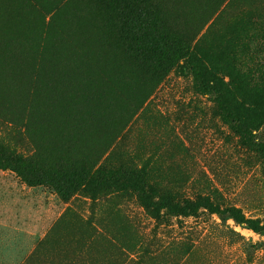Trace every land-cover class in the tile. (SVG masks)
Here are the masks:
<instances>
[{
    "label": "rangeland",
    "instance_id": "rangeland-1",
    "mask_svg": "<svg viewBox=\"0 0 264 264\" xmlns=\"http://www.w3.org/2000/svg\"><path fill=\"white\" fill-rule=\"evenodd\" d=\"M11 35L0 157L81 185L0 166V264H264V231L167 206L264 225V0H0Z\"/></svg>",
    "mask_w": 264,
    "mask_h": 264
},
{
    "label": "trees",
    "instance_id": "trees-1",
    "mask_svg": "<svg viewBox=\"0 0 264 264\" xmlns=\"http://www.w3.org/2000/svg\"><path fill=\"white\" fill-rule=\"evenodd\" d=\"M15 40L17 39L13 37V35L10 36L9 40L5 38V36L3 38L0 37V50L3 51V50L8 49V47L11 44H13ZM165 45L167 46V44ZM16 47L18 49V47L20 48L22 46H20V43L18 42ZM157 49L160 50L161 48L157 47ZM22 55H19L18 58L15 57L18 60L16 68H26L24 66L21 67V64L18 63L19 61L22 60V58H20V56ZM196 74L201 75V72L197 71ZM202 91L205 93L209 92V90L205 88H202ZM219 101L222 103V105L226 104L225 101L223 102L222 99H220ZM227 111H228V118H231L233 115L232 111L231 110L230 111L227 110ZM250 144L264 158V142L258 141V140H255V141L251 140ZM0 166L3 168L10 167V168L15 169L17 172H19L22 175V177L27 183H30V184L47 183L51 185L52 187H54L63 196L69 195L71 191L76 188V186L74 187V185H81V182L72 181L68 187H65L59 180H55L52 178H44V177L31 178L30 176L26 174V172L22 168H20L18 163L10 164L8 161L1 159V157H0ZM134 172H135V176L138 177V179H141L140 174H143V173L141 171H138L139 173L137 171H134ZM167 206L172 207V208L175 207V209L179 211H187V210L196 211L200 206H204L209 211L218 214L221 218H233L237 223L247 226L249 228H252L255 231H258V232L264 231V225L259 224L258 219L247 216L243 212L241 207H238L235 205H226L224 207H221L217 205L210 196H207V195L198 196L193 201H184V202H175V203L167 202Z\"/></svg>",
    "mask_w": 264,
    "mask_h": 264
}]
</instances>
